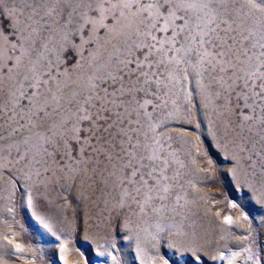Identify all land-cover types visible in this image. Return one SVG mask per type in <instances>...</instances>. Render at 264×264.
Here are the masks:
<instances>
[{"label":"rangeland","instance_id":"374dc122","mask_svg":"<svg viewBox=\"0 0 264 264\" xmlns=\"http://www.w3.org/2000/svg\"><path fill=\"white\" fill-rule=\"evenodd\" d=\"M221 1L191 10L188 0L130 7L118 0H0V142L31 140L26 150L37 145L44 159L147 162L155 155V171H183L191 160L203 175L198 189L206 204L222 201L215 209L222 213L240 207L246 219L241 236L250 239L251 259L236 264H256L264 215L249 209L241 187L221 191L217 181L229 175L219 171L230 164L211 135L228 126L223 143L264 171V21L256 15L243 22L248 13L238 1ZM10 200L0 216L8 261L48 264L53 257L38 250L22 217L19 189ZM12 226L27 241L11 242ZM117 254L125 264L123 251ZM169 255L159 264H177Z\"/></svg>","mask_w":264,"mask_h":264},{"label":"bare ground","instance_id":"6f19581e","mask_svg":"<svg viewBox=\"0 0 264 264\" xmlns=\"http://www.w3.org/2000/svg\"><path fill=\"white\" fill-rule=\"evenodd\" d=\"M235 1L247 10L243 22L256 15L264 21V12L252 10L247 0L220 4ZM203 5L209 7V0L186 3L191 10ZM240 14L233 16L239 18ZM215 128L211 137L230 164L219 171L228 174V179L220 177L217 184L227 193L241 187L248 193L249 209L264 215V171L231 144L223 143L222 134L229 132L228 126ZM254 131L261 133L257 127ZM30 143L0 142V216L19 189L24 199L22 217L29 223L38 250L45 257H53L48 264H120L118 249L124 253L125 264H159L167 252L171 253L167 260L177 264H188L191 257L197 260L195 264H236L240 258L249 257L250 239L241 236L249 227L240 207L222 213L216 211L222 201L207 205L203 189H198L203 175L191 160L183 171H155L152 165L156 160L105 163L71 157L44 159L37 145L26 150ZM153 178L159 180L158 186ZM11 207L18 212L17 202ZM16 230L12 226L11 242L27 241V235ZM2 236L0 230V264H14L8 261L9 249ZM262 238L264 244V234ZM73 239L79 242L74 244ZM262 253L256 264H264ZM24 255H28L26 251Z\"/></svg>","mask_w":264,"mask_h":264},{"label":"snow or ice","instance_id":"6c2138e0","mask_svg":"<svg viewBox=\"0 0 264 264\" xmlns=\"http://www.w3.org/2000/svg\"><path fill=\"white\" fill-rule=\"evenodd\" d=\"M121 2L123 3L124 7H130L133 2H138V0H118L117 6H119ZM247 3L252 10L257 11V12H264V0H247ZM190 6L194 7L195 5H190ZM203 6L206 7L207 5H203ZM149 7H151V5H149ZM99 23L103 24V20L101 19ZM246 119H251V117H246ZM146 159L154 161L158 159V157H156L155 155H152V156L146 157ZM148 175L151 176L152 173L149 172ZM153 179L155 180V178ZM164 179H167V177H164ZM144 183L147 184L148 181L145 180ZM155 184L158 186L159 180H155ZM163 191L166 192L167 188H164ZM228 219L229 221H231V217H228ZM248 259H251V257H248Z\"/></svg>","mask_w":264,"mask_h":264}]
</instances>
